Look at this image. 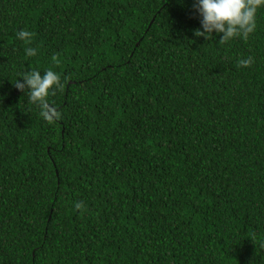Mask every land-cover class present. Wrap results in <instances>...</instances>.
Returning a JSON list of instances; mask_svg holds the SVG:
<instances>
[{
  "label": "trees",
  "instance_id": "trees-1",
  "mask_svg": "<svg viewBox=\"0 0 264 264\" xmlns=\"http://www.w3.org/2000/svg\"><path fill=\"white\" fill-rule=\"evenodd\" d=\"M194 4L0 0V264H264V7L225 42Z\"/></svg>",
  "mask_w": 264,
  "mask_h": 264
},
{
  "label": "clouds",
  "instance_id": "clouds-1",
  "mask_svg": "<svg viewBox=\"0 0 264 264\" xmlns=\"http://www.w3.org/2000/svg\"><path fill=\"white\" fill-rule=\"evenodd\" d=\"M194 7L200 16L201 29H197V36L210 37L213 33L220 35L219 41H229L239 37L246 39L256 28L257 9L264 7V0H195ZM16 36L21 40H31L32 33L25 29H19ZM27 56L36 53L34 47L24 49ZM251 57L240 59V65H248ZM14 85L17 89L27 93V98L40 109V115L46 121L59 119L60 112L51 105L48 97L58 87H62L60 76L51 68L43 73L36 69L23 72ZM79 206V205H77Z\"/></svg>",
  "mask_w": 264,
  "mask_h": 264
}]
</instances>
